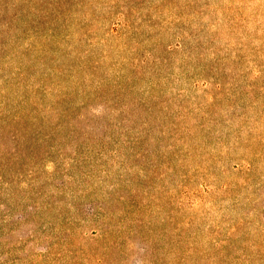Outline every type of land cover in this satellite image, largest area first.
<instances>
[{
	"label": "rangeland",
	"instance_id": "rangeland-1",
	"mask_svg": "<svg viewBox=\"0 0 264 264\" xmlns=\"http://www.w3.org/2000/svg\"><path fill=\"white\" fill-rule=\"evenodd\" d=\"M0 190V264H264V0H0Z\"/></svg>",
	"mask_w": 264,
	"mask_h": 264
},
{
	"label": "trees",
	"instance_id": "trees-1",
	"mask_svg": "<svg viewBox=\"0 0 264 264\" xmlns=\"http://www.w3.org/2000/svg\"><path fill=\"white\" fill-rule=\"evenodd\" d=\"M59 87L62 88L59 93V99L54 103L57 107V112H55L54 110H51L49 112L48 108L46 106H43L46 105L45 102H43L45 98L50 97L53 95V93H55V87L54 89L52 87H49L51 90L49 93L46 89H42L41 85H38L36 87L35 94L38 98V101L35 106L32 105L30 107L31 112L33 113V119L31 123L33 126H35L36 124L33 132L35 134L36 141L40 144L44 142H49L51 138L52 142L54 138V136H49L46 131L53 132L55 130V132H57L62 127H66L68 131H72L76 126L75 118L72 117V110L73 108H75V105L73 103L74 100L69 96L68 92L66 91L67 85L61 84L59 85ZM95 95L96 94L92 92L90 95V99L94 98ZM84 103L85 101L82 104L78 105L77 108L79 109V111L85 108ZM44 116H55L59 117V119L55 120V122L51 123L50 125H43L45 122ZM1 119L5 121V118L1 117ZM139 135V129H135V127L123 128L121 127L120 121H117L116 119H113L111 121V117H109L108 115V121L104 129V137L99 141V143H102V146L115 144L118 142L128 145L129 141H131V143H135ZM120 136H122L123 139L120 140ZM10 138L17 144V136L15 134H11ZM51 146H53L52 143ZM24 182L31 186L30 183L26 181ZM1 192L2 190H0V193Z\"/></svg>",
	"mask_w": 264,
	"mask_h": 264
}]
</instances>
